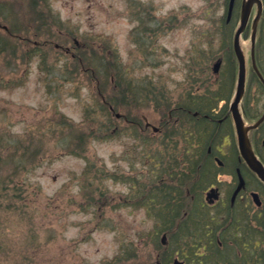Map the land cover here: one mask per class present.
Listing matches in <instances>:
<instances>
[{"label":"rangeland","instance_id":"obj_1","mask_svg":"<svg viewBox=\"0 0 264 264\" xmlns=\"http://www.w3.org/2000/svg\"><path fill=\"white\" fill-rule=\"evenodd\" d=\"M228 2L0 0V37L9 47L20 48L13 57L0 47V159L10 156L11 165L3 167L11 168L12 175L20 155L29 166L20 175L32 215V221H24L0 212V264H24V255L32 257L31 264H127L126 257H114L131 244L144 256L129 264L153 263L142 236L153 233L154 221L143 209L124 206L128 178L138 177L142 183L145 177L135 172L146 171L142 132L127 123L146 117L158 126L162 110L141 95L137 101L130 97L125 105L115 104L121 92L115 66L126 70L135 84L153 82L172 105L177 84L184 83L194 66L189 62L199 60L211 68L226 56L222 43H233L242 0H237V22L231 20L227 27ZM256 11L255 7L252 19ZM250 37L251 26L241 42L249 88L259 95L260 112L255 110L261 115L264 92L249 75ZM47 43L43 63L40 56L28 64L21 59L28 47ZM257 55L264 59L259 34ZM106 68L112 71L109 86L101 87ZM107 97L114 103L109 105L110 116L100 107ZM107 124L108 132L101 130L98 140L92 137ZM154 137L148 134V140H158ZM151 243L148 240L149 250Z\"/></svg>","mask_w":264,"mask_h":264},{"label":"flooded vegetation","instance_id":"obj_2","mask_svg":"<svg viewBox=\"0 0 264 264\" xmlns=\"http://www.w3.org/2000/svg\"><path fill=\"white\" fill-rule=\"evenodd\" d=\"M222 45L226 56L217 58L211 68L199 63L201 58L198 67L189 62L194 66L184 83L177 84L172 105L166 104L164 92L158 89L161 117L158 126L151 123L157 130L143 116L141 122L127 123L142 132L141 160L146 171L135 172L145 177L142 183L138 184V177L128 178L124 206L143 209L154 221L153 233L142 236L153 255L152 264H173L177 259L184 264H264V180L243 154L236 123L237 114L246 126L258 121L259 95L249 88L247 68L246 92L235 108L239 61L232 42ZM263 60L256 56L264 75ZM249 75L264 92L253 66ZM251 119L255 122L246 121ZM148 134L158 140H148ZM249 136L264 168V122ZM148 240L153 244L150 250ZM128 247L127 264L144 256L141 250H133V244Z\"/></svg>","mask_w":264,"mask_h":264},{"label":"trees","instance_id":"obj_3","mask_svg":"<svg viewBox=\"0 0 264 264\" xmlns=\"http://www.w3.org/2000/svg\"><path fill=\"white\" fill-rule=\"evenodd\" d=\"M30 1H33V0H30ZM238 15L239 14L237 13V10H236L234 17L232 19V22L233 21L235 23L237 22ZM225 25L228 27L226 22H225ZM259 37H260V41L263 42L264 41V16H263V19L261 21L260 28H259ZM10 40L13 41L14 38H12L10 36L9 41ZM17 42H18V40H17ZM42 46L41 47H28L26 49L27 51H24V52H26L25 58H21V59L25 61V64H28L32 60V58L37 57V56L41 57L42 63L44 62L46 55L41 54V53L45 52V50L48 49L49 44L47 43V45H45L46 47L45 46L42 47ZM0 47L2 48L1 49L2 51L8 49L9 52H11V54L13 55V57L17 56V54L19 53V50H20V48L17 44H16V47H14L12 45L9 47L8 40L5 39V41H3V39L1 37H0ZM45 63H46V61H45ZM113 67H114V65H113ZM115 70L117 71V72L115 71L117 74L115 76L116 85L121 90L120 94H118V96H116V98H114L115 104L117 103V105H125L128 103V101L131 102L130 97L134 101H137V100H139V99H137V95L145 96L148 98V100L150 102H154L155 104H158L159 96H158L157 85H155L153 82H148L146 86H142V84H135V82H133V80L131 78H128L126 70L119 69V68H117V66H115ZM111 73H112V71L111 70L108 71L107 68H106V70H104V74H103L104 80H102V78H101V80H102L101 87L103 84L109 86L108 81H109V77L111 76ZM70 74H72V73H70ZM143 88H145V89L143 90ZM135 91L137 93H135ZM121 96H123V97H121ZM106 101H107L106 103H108V104H106V103L104 105L100 104L101 111L104 114H106V116H108V115L110 116L111 111L109 110V105L114 104V103L111 101V97H107ZM109 121H110V119H109ZM107 126H108V128H104V129L99 128L98 129L99 132L98 133L95 132L94 133L95 135H93L92 137L95 139L101 138L103 136L101 130H105V132H108L107 129H109V126H111V125L107 124L104 127H107ZM99 133H101V134H99ZM107 137L108 136H106L104 138H107ZM78 140L82 141V138L79 137ZM20 156L21 157H19V158L21 161L18 162V164L14 168L15 171H14L13 175H12L13 170L11 168H10V170H6L4 168L6 164L11 165L10 156L4 157V160L0 159V212H7L8 214H15L18 216V218H20V220L24 219V221L28 217H30L29 221H32V215L28 214V207H29V205L27 203L28 197L25 196L26 190H25V187L23 186V185H25V182H22V180H21L22 175H20L21 172L24 171L25 169H27L29 166L26 165V163L22 160L23 156L22 155H20ZM36 159L37 158H33L31 160L33 163H37L38 161ZM3 165H4V167H3ZM123 256L125 257V251H124V254L122 255V257ZM23 258H24V264L25 263L31 264L33 262L32 257L29 258L28 255L27 256L24 255Z\"/></svg>","mask_w":264,"mask_h":264},{"label":"water","instance_id":"obj_4","mask_svg":"<svg viewBox=\"0 0 264 264\" xmlns=\"http://www.w3.org/2000/svg\"><path fill=\"white\" fill-rule=\"evenodd\" d=\"M234 5H235V0L230 1L229 5V11H228V20L231 19L233 10H234ZM257 5L258 12L256 17L253 20L252 23V33H251V40H252V58H253V66L257 73L259 74L260 79L264 83V77L263 75L259 72L257 68V64L255 61V45H256V38H257V31H258V25L260 22V19L263 14V2L262 0H243L242 3V10H241V19H240V25L235 33V38H234V49L236 52V55L239 59V64H240V72H239V81H238V88H237V95H236V101H235V108L238 107L240 104L244 93H245V86H246V59H245V54L241 45V38L242 34L245 32L247 29L250 18L252 15V11L254 6ZM220 62L216 64L215 66V72L217 73L219 71V66ZM264 121V114L263 116L258 120V122L254 125L251 126H246L243 118L240 114L236 115V123H237V129L239 133V139H240V146L243 151V154L246 158V160L249 162V164L252 166V168L259 173V175L262 177L264 180V168L262 167L261 163L257 160L251 143L249 139V131L252 129L257 128L262 122ZM174 264H184L178 260L175 261Z\"/></svg>","mask_w":264,"mask_h":264}]
</instances>
